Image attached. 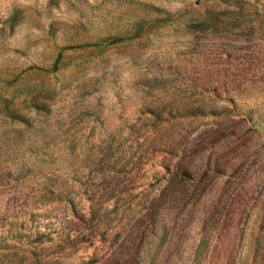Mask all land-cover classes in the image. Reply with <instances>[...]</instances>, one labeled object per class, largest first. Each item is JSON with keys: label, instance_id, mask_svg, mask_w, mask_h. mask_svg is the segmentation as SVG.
Segmentation results:
<instances>
[{"label": "rangeland", "instance_id": "374dc122", "mask_svg": "<svg viewBox=\"0 0 264 264\" xmlns=\"http://www.w3.org/2000/svg\"><path fill=\"white\" fill-rule=\"evenodd\" d=\"M0 264H264V0H0Z\"/></svg>", "mask_w": 264, "mask_h": 264}]
</instances>
